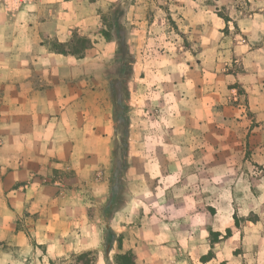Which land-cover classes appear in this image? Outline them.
<instances>
[{"label": "crops", "instance_id": "crops-1", "mask_svg": "<svg viewBox=\"0 0 264 264\" xmlns=\"http://www.w3.org/2000/svg\"><path fill=\"white\" fill-rule=\"evenodd\" d=\"M125 254L264 264V0H0V264Z\"/></svg>", "mask_w": 264, "mask_h": 264}, {"label": "trees", "instance_id": "trees-1", "mask_svg": "<svg viewBox=\"0 0 264 264\" xmlns=\"http://www.w3.org/2000/svg\"><path fill=\"white\" fill-rule=\"evenodd\" d=\"M87 46H88V44H87V42L85 41V40H80L79 42H78V48H76V50H75V53H82V51L84 50V49H86L87 48ZM56 49L58 50V51H62V52H64V53H67L66 51V49H65V47L64 46H56ZM124 123V122H123ZM126 142H127V139H126V136H125V139H123V143H124V145L126 144ZM126 158H125V154L124 153H122L121 154V157H120V159H119V165H118V172H119V175H121L122 176V174H123V172H124V169H125V163H126V160H125ZM88 255H83V256H80V260L82 261H84L85 260V258L87 257ZM88 262H85L84 264H92V260H87ZM115 261H116V264H136L135 263V258H134V256L132 255V254H125V255H118L117 257H116V259H115Z\"/></svg>", "mask_w": 264, "mask_h": 264}, {"label": "built area", "instance_id": "built-area-1", "mask_svg": "<svg viewBox=\"0 0 264 264\" xmlns=\"http://www.w3.org/2000/svg\"><path fill=\"white\" fill-rule=\"evenodd\" d=\"M37 0H6V4L10 11H16L25 5L32 4ZM56 186L62 187L61 182H56Z\"/></svg>", "mask_w": 264, "mask_h": 264}, {"label": "rangeland", "instance_id": "rangeland-1", "mask_svg": "<svg viewBox=\"0 0 264 264\" xmlns=\"http://www.w3.org/2000/svg\"><path fill=\"white\" fill-rule=\"evenodd\" d=\"M85 259H86V260H84V261H86V262H88L87 260H90L88 256H87Z\"/></svg>", "mask_w": 264, "mask_h": 264}]
</instances>
